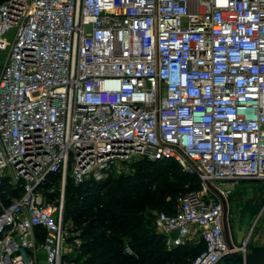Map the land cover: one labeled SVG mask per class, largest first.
I'll use <instances>...</instances> for the list:
<instances>
[{
	"label": "built area",
	"instance_id": "1",
	"mask_svg": "<svg viewBox=\"0 0 264 264\" xmlns=\"http://www.w3.org/2000/svg\"><path fill=\"white\" fill-rule=\"evenodd\" d=\"M145 159L202 185L156 214L167 249L247 253L255 225L230 247L223 202L227 184L264 185V0L0 3V264H76L67 181Z\"/></svg>",
	"mask_w": 264,
	"mask_h": 264
},
{
	"label": "trees",
	"instance_id": "2",
	"mask_svg": "<svg viewBox=\"0 0 264 264\" xmlns=\"http://www.w3.org/2000/svg\"><path fill=\"white\" fill-rule=\"evenodd\" d=\"M170 163L179 165L174 161L145 159L133 163L129 175L116 178L111 175L103 181H87L79 186L67 181L64 224L83 240L88 257L82 264H190L202 249V243L189 242L167 249L154 228V219L147 213L148 209L157 208L174 213L178 191L192 183L187 176L199 182L194 174L158 170L161 164ZM51 179L55 181L57 177ZM168 198L176 200L174 207L168 208ZM150 223L153 228L147 229ZM124 237L130 238L135 257L123 253Z\"/></svg>",
	"mask_w": 264,
	"mask_h": 264
},
{
	"label": "rangeland",
	"instance_id": "3",
	"mask_svg": "<svg viewBox=\"0 0 264 264\" xmlns=\"http://www.w3.org/2000/svg\"><path fill=\"white\" fill-rule=\"evenodd\" d=\"M138 162H140V161H138ZM138 162H135V163H138ZM161 167L162 168H159L158 170H161V169H172L176 173H179V174H183L185 172L181 165H173V164L170 163V164H161ZM147 169L149 171H151V172L156 171V170H154V169H152L150 167H147ZM130 172H131L130 170L126 171V172L120 171V172L114 173L113 177L116 178V177H119V176H122V175H129ZM186 179L189 182L192 181V183L191 182L189 184L187 183V185L185 186V188L183 190L178 191L177 197H180L181 195H183V194H185V193H187L189 191L198 192V191H200L202 189L201 183L198 182L197 180H193L189 176H187ZM57 182H58L57 180L54 181L53 193H51L49 195L50 196V200L52 201V203L54 205H58L59 204V200H60V188H59ZM250 183H252V182H248V181L247 182H243L244 185L245 184L247 185V184H250ZM190 184H191V186H190ZM193 184H195V185H193ZM225 188L230 189V191L233 189L230 184H227L225 186ZM241 193L242 192H238L235 195L230 196L232 198L231 200L233 201L234 200L233 198H235L236 196H239V194H241ZM168 201H169L168 208H169L170 205H171V208L174 207V205L176 203V200L172 199V198H168ZM63 208H64V197H63ZM160 211H165V210L163 208H157V209H153V210L152 209H148L147 213H148V215H150V217L152 219H154L156 214L158 212H160ZM254 225L255 226H254V230H253V238H252L251 241L254 243V245H263L264 244V209H263V211H262V213L260 215V218L258 219L256 224H254ZM150 227L153 228L152 223H150L149 226H146L147 229L150 228ZM67 228H68V232L70 233V236H72V238L73 237L81 238V237H79L78 233L71 232L70 231L71 229H70L69 226ZM233 228H234V226H233ZM233 228L230 227V236H231V239L235 241L236 236H235V232H234ZM149 235H151V234H149ZM69 241H72V240H69ZM129 241H130V238H128V237H124L123 238V245H122L123 253L126 254V255H132V256L135 257V252L132 249L131 243ZM82 243H83V240L81 238L80 241H79V244H77L76 246L70 247L71 250L69 251V254H70L69 256H70V258H72L74 260V262L76 264H82L85 261V259L88 257V254L86 252L84 253V249H83ZM148 249H150V248H148ZM221 264H242V263L239 260H237L233 255H231V256H228V257L224 258L221 261Z\"/></svg>",
	"mask_w": 264,
	"mask_h": 264
},
{
	"label": "water",
	"instance_id": "4",
	"mask_svg": "<svg viewBox=\"0 0 264 264\" xmlns=\"http://www.w3.org/2000/svg\"><path fill=\"white\" fill-rule=\"evenodd\" d=\"M254 191L262 195L264 191V185H258L254 183L250 184H238L233 187V189L229 192V196H233L238 192ZM264 209V205H262V201H257L253 205L250 203H246V205L240 209L237 207V217L236 224L234 225L235 232V243L240 244L242 242L243 237L246 234V231L254 225V222L260 216ZM252 224V225H251ZM224 226V234L227 240V243L230 247H232V241L230 236V228L226 221V218L223 220ZM233 256L239 260L242 264H264V244L263 245H254L250 244L248 246V251L245 255L233 253Z\"/></svg>",
	"mask_w": 264,
	"mask_h": 264
},
{
	"label": "flooded vegetation",
	"instance_id": "5",
	"mask_svg": "<svg viewBox=\"0 0 264 264\" xmlns=\"http://www.w3.org/2000/svg\"><path fill=\"white\" fill-rule=\"evenodd\" d=\"M231 199L232 198L228 196V198L223 202V220L224 218H226L229 228H233V226L236 224L237 207L240 211V209L243 208L246 203H250L251 205H253L257 201H262V205H264V191L262 195H259V193H256L254 191H248L247 193L242 192L241 194H239V196L233 198V201ZM259 218L260 216L254 222V224H256Z\"/></svg>",
	"mask_w": 264,
	"mask_h": 264
},
{
	"label": "crops",
	"instance_id": "6",
	"mask_svg": "<svg viewBox=\"0 0 264 264\" xmlns=\"http://www.w3.org/2000/svg\"><path fill=\"white\" fill-rule=\"evenodd\" d=\"M252 244H254V243L252 242Z\"/></svg>",
	"mask_w": 264,
	"mask_h": 264
}]
</instances>
